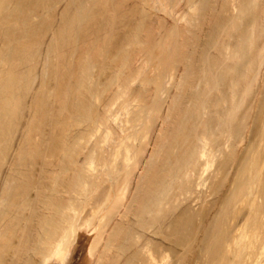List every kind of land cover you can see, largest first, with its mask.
I'll list each match as a JSON object with an SVG mask.
<instances>
[{"label":"bare ground","instance_id":"bare-ground-1","mask_svg":"<svg viewBox=\"0 0 264 264\" xmlns=\"http://www.w3.org/2000/svg\"><path fill=\"white\" fill-rule=\"evenodd\" d=\"M263 70L264 0H0V264H183Z\"/></svg>","mask_w":264,"mask_h":264},{"label":"rangeland","instance_id":"rangeland-1","mask_svg":"<svg viewBox=\"0 0 264 264\" xmlns=\"http://www.w3.org/2000/svg\"><path fill=\"white\" fill-rule=\"evenodd\" d=\"M211 29L209 30V35L213 36L215 30H211ZM260 81L259 82L261 85H259L258 82V85L260 87V94L258 98L259 103L256 104L255 107L256 112L251 120L252 125L250 128V132L248 134L247 140L243 143H240L241 146L243 145L242 147L244 148L241 149V146L239 144L241 150L239 149L240 154H238L237 162L233 166V170L231 171L229 179H226L227 182L223 180L224 182H226L225 183L226 186L223 188V190L222 189L220 190L219 194L220 195L224 194V195L222 198H220L221 201L219 200L220 204H218L219 205L217 206L218 208L216 207L214 213L212 212L211 214L212 216L210 218L209 223L210 222L212 223L209 224L210 226L209 225L207 226L205 230V235L204 237L203 236L201 237L199 243L197 244L198 246H196L197 248L195 247L193 249L195 251L192 250L193 251L192 253L188 252V255L186 256V261L184 260L183 264H219V260L220 263L222 264H227V262L228 264H249L248 262L249 260L251 261L250 262L251 264L252 263L264 264L263 240H262L263 243L259 241L255 245L256 247H254L253 250L252 249H246L248 251L242 250L243 246H241L244 244V242H246V238L244 236L248 230L244 226L250 227L253 224H257V226L259 227L260 225L262 226L264 224V220L262 218V215L264 214H262V211L260 210L261 208H263V204H264V198H263L264 195V188H263L264 185V72ZM226 82L225 83L222 82L221 89L227 91L228 88L227 79ZM150 150H152V147H150ZM218 161L222 162L223 158H219ZM219 180L221 181L220 176L219 178L214 177L215 182H220ZM223 181H221L220 183H222ZM246 183L248 184L247 186ZM252 184L255 186V188L253 187L255 189V194H251V196L249 195V199H245L246 202H242L241 204V201L243 200L245 194H240L241 192L240 190H242V188L248 189L249 185ZM105 185L107 186V183ZM103 187H101V190L103 189ZM203 191L206 192L205 189H203L202 192ZM260 192L262 193V195ZM97 194H99V192ZM203 195L205 196L207 195L208 198H210V194L205 193ZM200 207H201V203L200 205L196 206L197 209H200ZM234 211H236V213ZM201 217L202 216H200V218ZM240 226H242L243 230H240L239 232L236 233L237 227ZM261 226L259 227V229L263 231L264 225L262 227ZM232 234L237 235V241L238 243L240 242V245L238 246V244L236 245L234 244L232 248L234 252H232L230 257L227 256L226 259L225 258L223 259L222 252L226 251V245H227L225 241L227 240V237L232 236ZM181 248L182 247L178 245L175 247V250L173 252V256L175 259V261L174 260L173 261L176 262V264H178L179 262L177 261L179 260L177 259V256L179 258L181 252H179L178 250H182ZM246 252L247 254L243 256V254ZM248 254L251 255L249 256L250 259L248 257Z\"/></svg>","mask_w":264,"mask_h":264}]
</instances>
